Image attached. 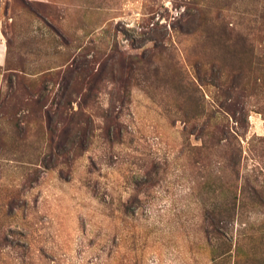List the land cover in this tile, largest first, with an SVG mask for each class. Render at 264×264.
Listing matches in <instances>:
<instances>
[{
	"label": "rangeland",
	"instance_id": "1",
	"mask_svg": "<svg viewBox=\"0 0 264 264\" xmlns=\"http://www.w3.org/2000/svg\"><path fill=\"white\" fill-rule=\"evenodd\" d=\"M0 264H264V0H0Z\"/></svg>",
	"mask_w": 264,
	"mask_h": 264
},
{
	"label": "trees",
	"instance_id": "2",
	"mask_svg": "<svg viewBox=\"0 0 264 264\" xmlns=\"http://www.w3.org/2000/svg\"><path fill=\"white\" fill-rule=\"evenodd\" d=\"M208 223L210 226V231L213 230L214 233L218 234L222 245H224L225 249H228L229 243L231 240L227 237L226 231L228 232V223L231 220L229 216H225L222 218L208 216Z\"/></svg>",
	"mask_w": 264,
	"mask_h": 264
}]
</instances>
